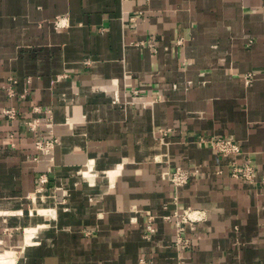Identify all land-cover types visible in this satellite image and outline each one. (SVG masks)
<instances>
[{
  "label": "crops",
  "instance_id": "0c3cea01",
  "mask_svg": "<svg viewBox=\"0 0 264 264\" xmlns=\"http://www.w3.org/2000/svg\"><path fill=\"white\" fill-rule=\"evenodd\" d=\"M10 106L0 264H264V0H0ZM213 135L243 152L200 143ZM235 158L255 182L231 175ZM177 166L200 172L177 188ZM184 208L205 218L182 251L167 216Z\"/></svg>",
  "mask_w": 264,
  "mask_h": 264
},
{
  "label": "built area",
  "instance_id": "2783aa9c",
  "mask_svg": "<svg viewBox=\"0 0 264 264\" xmlns=\"http://www.w3.org/2000/svg\"><path fill=\"white\" fill-rule=\"evenodd\" d=\"M253 42V39H250V43ZM150 44V43H149ZM153 45V44H152ZM255 79V74L249 72L245 74V80L247 84H251ZM30 80V78H29ZM19 83V80L15 76H10L6 82L1 84L2 88L5 89L10 97H15L17 95L16 85ZM29 92V89L26 88L23 96H26ZM38 109V107H36ZM19 110L16 106L10 107H0V122L2 119L7 117L10 120H15L18 117ZM52 119V116H51ZM32 128L36 127L34 122H30ZM57 139L48 140L44 143L43 140L37 141V148L43 150L44 152H49L53 147ZM200 143L209 144L220 154L225 156H237L243 152V147L240 141L221 135L213 136H202L200 138ZM231 175L235 178L242 179L249 182H255L257 178V166L252 158H249L243 162H239L236 158L231 160L230 163ZM200 172L199 168L195 170L177 166L174 169H168L164 172V176L169 178L175 186L181 187L188 184L194 174ZM49 182V177L47 173H43L40 176V190H44L46 184ZM167 218L171 221H174L176 227V245L180 250H186L192 245V239L187 236L186 228L188 224H193L199 220L205 218L204 214L200 210H194L192 208H184L180 212H176L173 215H168ZM154 216L150 215L149 223L147 226L148 232H155L156 227L153 224ZM136 264H156L153 260H148L145 257L141 258Z\"/></svg>",
  "mask_w": 264,
  "mask_h": 264
},
{
  "label": "bare ground",
  "instance_id": "6f19581e",
  "mask_svg": "<svg viewBox=\"0 0 264 264\" xmlns=\"http://www.w3.org/2000/svg\"><path fill=\"white\" fill-rule=\"evenodd\" d=\"M92 167V166H91ZM27 232H29V231H27ZM30 233V232H29ZM8 258V257H7Z\"/></svg>",
  "mask_w": 264,
  "mask_h": 264
},
{
  "label": "rangeland",
  "instance_id": "374dc122",
  "mask_svg": "<svg viewBox=\"0 0 264 264\" xmlns=\"http://www.w3.org/2000/svg\"><path fill=\"white\" fill-rule=\"evenodd\" d=\"M252 84V83H251ZM42 211V210H41Z\"/></svg>",
  "mask_w": 264,
  "mask_h": 264
}]
</instances>
